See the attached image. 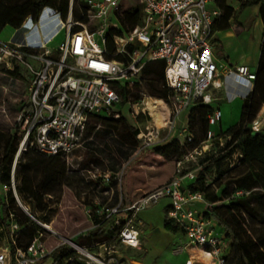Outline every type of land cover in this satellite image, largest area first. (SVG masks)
<instances>
[{"label": "built area", "instance_id": "2783aa9c", "mask_svg": "<svg viewBox=\"0 0 264 264\" xmlns=\"http://www.w3.org/2000/svg\"><path fill=\"white\" fill-rule=\"evenodd\" d=\"M84 1L86 20L68 19L64 25V38L55 47L38 40V47L43 49L39 51L35 43L28 40L0 41V69L2 72L16 70L17 81L25 78L27 82L23 96L16 100L18 108L13 128L17 132V148L10 185L3 186L1 193L6 196L11 191L18 205L38 226L29 242L21 245L22 226L8 209L6 224H0V264H68L73 261L131 264L117 260L112 237L101 243H77L74 240L83 233H62L51 222L32 215L28 206L19 200L14 175L17 161L26 151L36 150L43 155L59 154L67 158L91 138H84L91 119L121 117V107L129 103L133 87L142 85V72L147 62H164L163 85L171 93L165 100L168 108L166 123L172 118L171 127L175 126L176 118L191 106L211 103L212 93L224 88L226 77H238L253 88L254 71L244 64L224 63L214 55L212 27L219 16L218 9L212 7L215 0H135L128 6L119 0ZM129 7L137 8L139 21L124 29L119 16ZM139 46L145 49L141 50ZM54 51L58 53L55 56L52 55ZM121 87L129 91L125 100L120 94ZM138 93L143 104V91ZM262 112L264 106L249 125L252 132L264 127ZM138 115L137 109L132 111L134 118ZM221 118L218 108L206 115L208 126L204 146L191 152L210 150L216 135L208 127L220 122ZM100 126L97 124L96 129ZM148 132L152 137H146L142 130L137 133L140 140L143 138L144 147L159 141V129ZM191 140L192 134L185 128L179 142L183 144ZM223 144L219 137V145ZM238 155L237 152L233 154L234 161ZM181 163H176L175 175L164 184L143 194L138 201L112 211L125 213L118 219L122 222L116 235L118 242L129 248H140V229L134 225L138 211L168 197L167 217L184 233L187 245L199 248L216 264H225L228 247L224 234L213 228L209 217L192 207L193 203L204 200L203 193L190 191L183 185L184 179H194L198 169L182 173ZM105 178L107 180L109 176L105 175ZM98 224L97 219L92 229ZM182 248L180 246L177 250ZM56 251L58 256L54 255ZM185 264H191V260Z\"/></svg>", "mask_w": 264, "mask_h": 264}, {"label": "rangeland", "instance_id": "374dc122", "mask_svg": "<svg viewBox=\"0 0 264 264\" xmlns=\"http://www.w3.org/2000/svg\"><path fill=\"white\" fill-rule=\"evenodd\" d=\"M74 1L79 0H69V6L72 7ZM119 1L124 2V5L128 6L134 3L135 0ZM76 7L77 13L81 15L84 8L79 6L78 3H76ZM68 18L69 14L65 20H62L58 12L52 8L44 7L39 15L37 27L30 20L24 26L25 31L30 33V37L27 38L28 41L35 43L36 50L43 51L37 45L39 35L43 34L46 36L45 38H48L60 28V22L66 24ZM126 28L124 26V29ZM65 33L66 29L63 28L53 39H56L60 35L63 37ZM53 39L49 41L51 42ZM48 42L46 44L50 43ZM138 48L141 50L145 49V47L141 46ZM219 50L220 54L217 53V60L223 59L225 56L224 48L222 47ZM57 54L55 51L52 53L54 56ZM254 69L255 64L252 62L250 70ZM1 73L6 74V72H2V69H0V128L6 130L8 126H13L15 111L17 109L15 108L17 105L16 100L23 96L27 82L25 78L19 80L18 84L21 90L15 95L16 88L9 82V76L2 75ZM234 80L240 86L245 85V81L238 77H235ZM150 81H152V75H144L141 87H133L132 90L134 92L131 95L129 103H125L121 107V117L133 127L138 128V131L142 130L146 137H152L148 130L159 129L160 137L158 138V142L144 147L143 138H141L139 145L134 146L131 144V138L124 127V121L112 124L107 123L105 128L104 123L94 122V119H91L90 123L95 125V132L81 147L76 148L67 158H64L63 161H65L66 168L64 177L58 185H51L49 193H42L40 203L36 209H33L18 194L17 189L16 192L22 205L29 206L32 215L39 220L51 222L52 226L62 233L68 232L69 235L79 232L83 233L80 238L74 240L77 243L103 242L96 237L90 238L88 232L91 231L92 225L96 223L97 219L103 222L109 215L110 219L109 221H105V227L112 232L111 237L116 249L115 255L119 262L129 261L131 264H182L183 257H178L177 253L179 252L177 249L183 246L182 244L185 242L184 234L181 231L173 233L163 227L165 212L170 202L168 197H162L156 203L147 204L144 209L142 208L138 211L134 219V225L140 229V248H127L118 242L116 236L122 225V222H119L118 219L125 214L123 212H112L123 207L120 184L121 176L124 174L123 187L128 193L129 205L138 201L143 197V194L152 191L156 186L164 184L175 175L176 163L178 161L175 157L168 158L159 154L155 149L175 138H179L178 141H180L185 133V128L188 129L189 109L183 111L176 118L174 127H171L173 123L171 117L170 122L167 121L163 127L154 125L152 116L144 109V102L147 99L157 98L165 103V100L150 94ZM234 85L235 83L232 84V86ZM140 90L143 91V104L142 96L138 93ZM247 90L248 87L246 86L243 92ZM212 98L211 103L200 105L203 138L208 126L206 124V115L210 114L214 109L218 108L222 114L220 122L208 127L214 133L226 130L230 125L238 122L241 114L242 97L239 94L231 98L224 89H221L212 93ZM135 103H138L137 111H139V115L136 118L132 116V111L136 110L134 108ZM261 114H264V112ZM97 124L101 125L98 129H96ZM146 126L148 129H146ZM151 139V141H155L153 138ZM203 146L204 144L202 143L201 147ZM143 148L146 150L143 151ZM182 149L184 154L180 157V161L182 162L181 166L183 170L190 171L204 166L201 162L204 159V152L194 153L190 151L189 153L190 149L187 145ZM28 158L26 162L34 161L37 158L34 163L39 162V164H32L31 171L36 173V179L40 176L42 177V166L49 159L35 156ZM53 166L57 169L60 165L56 163ZM222 168L224 169V164ZM20 170L21 167H18L17 174H19ZM237 170L228 173L218 180H216L214 170L205 173L206 181L210 185L208 192L210 195L216 194L219 197L212 205L223 215H226L223 208L224 205L230 203L231 198L238 195L235 192L237 188L232 184L226 183L229 177L237 175ZM105 175L109 176V179L106 180ZM15 184L16 186L18 184L17 177ZM224 189L226 193L230 194L229 196H226L222 192ZM259 190H262V188H259ZM14 203L15 208L18 207L24 212L15 198ZM208 203L204 199L203 201L193 203V205H196L204 213L211 207L208 206ZM245 218L248 219L247 214ZM255 221H257V218ZM109 225L110 228H108ZM219 226L220 230L224 231L220 224ZM234 257L235 255L230 253L227 263L233 264L235 261Z\"/></svg>", "mask_w": 264, "mask_h": 264}, {"label": "trees", "instance_id": "16d2710c", "mask_svg": "<svg viewBox=\"0 0 264 264\" xmlns=\"http://www.w3.org/2000/svg\"><path fill=\"white\" fill-rule=\"evenodd\" d=\"M217 7L221 10L219 27L221 29L229 28L228 19L233 14V8L226 3V0H215ZM250 0L244 1L240 7L246 6ZM259 3V15L264 20V0H254ZM76 3L84 8L81 15L77 13ZM44 7H49L59 13L62 20H65L69 11V0H0V32L9 25L18 28L26 17H29L32 23H37L39 15ZM86 3L83 0L74 1L71 11L76 20H86ZM121 25L127 28L133 27L139 21L138 10L131 7L121 13L119 16ZM164 62L149 61L143 68V76L152 75L150 81V94L167 100L171 94L163 85ZM253 88L242 100L241 114L238 122L230 125L226 130L216 132V138L212 141L210 150L204 152V159L201 161L204 166H200L194 179L189 181L185 188L190 191H200L204 199L211 204L209 209L204 212L205 217H213L224 229V238L227 243L228 251L225 256V264H228L230 253L235 255L233 264H264V127L257 132H252L249 128L250 123L255 119L259 110L264 106V36L260 46V54L257 62ZM9 75H17V71L8 70ZM129 91L125 87L120 88V94L125 100ZM200 105L197 103L188 110V131L192 134V140L180 144L177 138L172 139L157 147L155 150L168 158L175 157L177 161L181 160L184 154L183 147L187 145L189 152L196 148H201L204 138L202 137V118L200 114ZM94 122L117 123L124 121V127L131 138V144L138 146V128L133 127L122 117H95ZM106 128V127H105ZM95 132V125L89 123L85 129L84 138L87 139ZM219 137L223 139V146L219 145ZM17 148V132L12 127L6 130L0 128V187L10 185L11 167ZM146 149L143 148V151ZM238 153L234 161L233 154ZM35 156L49 159L43 168L42 177L36 179V173L31 171L33 165L39 164L34 161L26 162L28 157ZM64 157L61 155H43L36 150H28L21 155L17 161L15 178L18 179L16 186L17 192L33 208L36 209L40 203L42 193H49L51 185H58L64 177L66 168ZM55 163H54V162ZM58 163L60 166L56 169L53 165ZM33 164V165H32ZM224 164V169L222 168ZM18 167H21L17 174ZM238 169V170H237ZM215 171L216 180L221 179L228 173L237 170V175H233L226 181L232 184L236 189V196L231 198L230 203L224 205L226 215L217 211L212 203L219 197L216 194L210 195V188L205 178V173ZM186 172L182 170V173ZM124 175V174H123ZM123 175L121 176V194L122 203L126 207L129 205V196L123 187ZM262 188V190H259ZM226 196L224 189L222 191ZM238 192V193H237ZM14 196L8 191L6 196L0 194V224L7 221V210L10 209L14 214V219L22 226L20 244L25 245L34 235L38 226L34 221L17 206L15 208ZM30 211V210H29ZM31 213V211H30ZM32 214V213H31ZM248 215V219L245 215ZM257 218V221H255ZM99 221L98 226L88 232L90 238L105 240L110 238L112 232L105 227V221ZM163 227L173 233L180 229L165 212ZM25 240V241H23ZM58 256V251L54 253ZM68 264H82L73 261Z\"/></svg>", "mask_w": 264, "mask_h": 264}, {"label": "crops", "instance_id": "0c3cea01", "mask_svg": "<svg viewBox=\"0 0 264 264\" xmlns=\"http://www.w3.org/2000/svg\"><path fill=\"white\" fill-rule=\"evenodd\" d=\"M244 1L246 0H226V3L233 8V14L228 19V22L230 23L229 28H225V29H221L219 27L221 10L217 7L216 1L212 4V7L218 9L219 16L216 17L213 23V27H212L213 34H212L211 43L213 46V52H214L216 59H218L217 53H219L220 51L219 49L223 47L225 51V56L223 59L220 58L219 61H223L224 63H227V64H244L250 70V65L252 62L253 64H255V69L257 66V62H258V58L260 54L262 36H264V20H262V18L259 15V3L254 2V0H250V2L246 6L240 7V5ZM132 4L133 3H131L130 5ZM68 14H69L68 19L70 20H75V21H80V22L84 21V20H76L74 18L72 11H71V6H69ZM29 20L30 18L26 17L25 20L22 22V24L18 28H13L9 25H6L0 32V41L12 40L16 42H22V41L28 40L27 38L30 37V33L25 31L24 26ZM34 24H36V27H37V23H34ZM59 30L60 28L55 31L53 35L54 37L57 35ZM37 32L39 33L38 29H37ZM53 36L49 40L53 39L54 38ZM45 37H46L45 35L41 34L39 35V40H46L50 36L48 38H45ZM63 37H61V35L57 36L56 39H53L47 45L49 46L51 45V47H55L61 41ZM254 70H250V71H254ZM1 74L4 75L5 73H1ZM5 75L9 76V82L12 83L14 87L16 88L14 94L17 95V93L21 90L18 84L19 81H17L15 75L12 76V75H9L8 73H6ZM234 78H235L234 76L226 77L224 79L223 89L226 91L229 97L234 98L235 95L239 94L243 100V98L252 89L249 87V83L247 81L244 80L245 85L240 86L237 84V82H235ZM233 83H235L234 86H232ZM246 86L248 87V90L243 92V89L246 88ZM15 108H18V104L16 105ZM10 179H11V174H10ZM14 180H16L15 175H14ZM189 181L191 180L187 178L184 179L183 185L185 186ZM3 186H7V185H3ZM3 186L0 187L1 195H3L1 193V189ZM169 203L167 205V209L169 207ZM192 207L196 209L197 211H199L200 213L204 214L198 209L196 205H192ZM209 218L212 221L213 228L217 232L224 233L223 230H220V226L219 224H217L218 221L215 220L213 217H209ZM172 222L174 223L173 220ZM182 245H183L182 246L183 248L180 251H178L179 253H177L178 257L179 256L183 257L182 258L183 261L181 260L182 264H185V262L188 260H191V264H216V262L209 255L205 254L199 248L188 246L186 237H185V242ZM130 249H135V248H130Z\"/></svg>", "mask_w": 264, "mask_h": 264}, {"label": "bare ground", "instance_id": "6f19581e", "mask_svg": "<svg viewBox=\"0 0 264 264\" xmlns=\"http://www.w3.org/2000/svg\"><path fill=\"white\" fill-rule=\"evenodd\" d=\"M60 23H61V25H60V30L58 31V33L61 30H63L64 25H65L62 22H60ZM54 33L48 39L39 40V41H41L43 44H46L48 42V40L54 35ZM134 108L137 109V105H134ZM144 109L149 111L150 115L152 116V122L154 123V125L159 126V127L165 126L166 120L168 117V108L161 99H157V98L156 99H147L144 102Z\"/></svg>", "mask_w": 264, "mask_h": 264}, {"label": "water", "instance_id": "95a60500", "mask_svg": "<svg viewBox=\"0 0 264 264\" xmlns=\"http://www.w3.org/2000/svg\"><path fill=\"white\" fill-rule=\"evenodd\" d=\"M22 209H23V207L22 206H20Z\"/></svg>", "mask_w": 264, "mask_h": 264}]
</instances>
